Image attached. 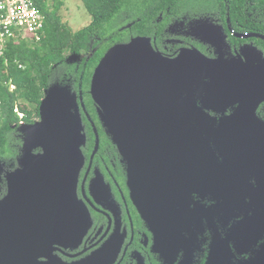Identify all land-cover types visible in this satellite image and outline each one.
<instances>
[{
    "label": "water",
    "instance_id": "1",
    "mask_svg": "<svg viewBox=\"0 0 264 264\" xmlns=\"http://www.w3.org/2000/svg\"><path fill=\"white\" fill-rule=\"evenodd\" d=\"M221 30L208 17L193 27L198 38L220 50L225 43L216 33ZM236 35L264 40L256 32ZM68 59L76 62L80 54ZM90 93L127 164L132 199L150 226L156 215L173 232V244L199 215L200 225L203 220L213 228L206 264H264V242L255 255L238 258L252 245L249 235L264 231V122L257 114L264 101V53L257 46L246 45L230 59L186 48L169 57L150 36H133L106 50L94 69ZM230 105L233 111L215 126L210 110L222 112ZM39 109L40 121L18 126L23 138L19 166L5 175L0 264H56L50 240L65 245L66 238L77 239L74 215L79 213L86 229L91 226L89 211L77 196L86 142L77 92L69 82H55L46 88ZM192 181L196 189H191ZM195 192L202 199L210 194L217 203L211 207L198 201L189 210ZM248 195L256 209L229 226L237 216L233 209H240L237 197L245 202ZM42 201L52 205L58 224L42 226ZM67 216L69 226L60 223ZM179 245L186 248L187 243ZM109 246L93 252L84 264L101 262ZM41 256L48 258L41 261ZM58 264L66 263L59 258Z\"/></svg>",
    "mask_w": 264,
    "mask_h": 264
},
{
    "label": "flooded vegetation",
    "instance_id": "2",
    "mask_svg": "<svg viewBox=\"0 0 264 264\" xmlns=\"http://www.w3.org/2000/svg\"><path fill=\"white\" fill-rule=\"evenodd\" d=\"M162 18L163 16L159 19L161 20ZM200 18L205 17L182 15L179 18H173L166 25L164 31L160 32L158 37L156 35L157 32L154 36H145H150L153 39L155 48L169 57L177 56L182 48H186L197 49L210 58H217L221 53L224 58L230 59L240 54L241 49L246 45L257 46L264 53V40L254 36L247 38L237 36L236 34L238 33L252 32L234 30L229 16L226 17L225 24L221 22L220 17H208L213 24L222 26V34L216 33L218 35L217 40H222L225 43V46L221 50L209 42L202 40L200 37L198 38L193 33V27L199 22ZM133 36L137 35L130 34L127 37L128 39L122 42L130 41ZM258 40L260 41L258 42ZM94 42V39H92L89 49L80 53L79 60L76 62L69 60L68 56L72 54V52H69L66 55V61L70 64H76L78 69L95 52L97 46L95 48L92 47V43ZM54 68H57V70L62 69V67L57 65ZM68 81L78 95L80 113L86 136V142L82 145L85 163L80 171L77 196L79 200L83 201V205L89 211L91 226L86 229L82 213L74 215L75 223L79 227L78 236L75 237L77 239L66 238L69 241L63 240L61 243H65V245H62L59 242H53L54 239L52 238L50 242L54 251L51 254L56 257L52 260L56 264H58L59 258L66 264L78 261L84 264V260L92 256L93 252L110 242L105 257H102L101 262H97L96 264H206L213 228L209 226L207 221L203 220H201L202 224L200 225L199 215H196L194 220L190 219L191 228L183 233L185 237L180 236V239L172 244L173 232H168L156 215L153 218L151 226L144 220L131 196L132 192L128 184L127 164L120 154L117 145L102 125L97 113V105L94 101L91 104L86 99L82 87H79L77 90L74 88L70 82L71 77ZM81 95L83 97L82 100L80 98ZM82 103L84 106H82ZM234 107L230 105L222 112L210 110V113L215 116V126H218L221 119L225 116L230 115ZM38 111L39 116L36 117L35 122L41 120L39 107ZM257 114L261 121L264 122V101L259 105ZM17 135L18 141L15 143L17 154L9 159H0V198L8 193L6 172L12 171L19 166L17 156L21 152L23 138L20 133ZM98 143V150L94 153ZM40 150L37 149L35 151ZM214 175L215 177L218 176V172L215 169ZM254 180L253 178L252 182ZM196 188L197 185L192 181L191 189ZM262 193L259 192L256 195H261ZM189 201V210H193L196 206H199L198 201L211 207L217 203V200H213L210 194L202 199L197 192L192 194ZM237 201L240 209H233L237 213V216L232 218L229 226L238 220L244 219L248 214H252L250 210L256 209V205L254 202H251L249 195L246 196L245 202L240 196L237 197ZM40 206L43 213L42 217L46 219L41 223L43 227L59 223V217L53 214V208H51L52 205L49 202L42 201ZM31 221H33V217H31ZM61 222L63 225L67 223L69 226L71 217H64L62 221L60 218ZM29 226L32 227L30 222ZM249 237V240L252 239V245L249 247L248 252L238 256L239 259L244 260L257 253L264 242V231L261 229L260 232L255 233L253 236L250 234ZM255 237H259L258 241L253 239ZM41 240L46 241L44 234L41 235ZM178 241L187 243L186 248H183L182 245L175 246ZM68 242L78 245L73 246L68 244ZM190 249H194L193 252L191 251L192 253L187 252ZM47 258V256H41L40 260L43 261ZM236 262L233 260L232 264H236Z\"/></svg>",
    "mask_w": 264,
    "mask_h": 264
},
{
    "label": "trees",
    "instance_id": "3",
    "mask_svg": "<svg viewBox=\"0 0 264 264\" xmlns=\"http://www.w3.org/2000/svg\"><path fill=\"white\" fill-rule=\"evenodd\" d=\"M83 2L92 16V21L83 29L74 31L63 22L59 13L63 0H55L52 6L42 4L45 13L43 39L39 43L10 41L0 56V159L17 154L15 143L19 124L21 121H35L45 90L54 82L67 83L71 77L74 88L82 87L86 99L92 104L89 89L95 67L110 46L128 39L130 34L154 36L157 32L158 37L173 18L186 14L220 17L224 24L229 16L236 31L264 33V0ZM192 8L197 9L193 11ZM92 39L95 41L92 47L97 48L78 69L76 64L66 61L67 52L80 54L88 50ZM55 65L62 69L57 70Z\"/></svg>",
    "mask_w": 264,
    "mask_h": 264
},
{
    "label": "built area",
    "instance_id": "4",
    "mask_svg": "<svg viewBox=\"0 0 264 264\" xmlns=\"http://www.w3.org/2000/svg\"><path fill=\"white\" fill-rule=\"evenodd\" d=\"M55 0H0V56L10 41L39 43L45 34L42 4L52 6ZM12 88L15 85H11Z\"/></svg>",
    "mask_w": 264,
    "mask_h": 264
},
{
    "label": "rangeland",
    "instance_id": "5",
    "mask_svg": "<svg viewBox=\"0 0 264 264\" xmlns=\"http://www.w3.org/2000/svg\"><path fill=\"white\" fill-rule=\"evenodd\" d=\"M196 9L192 8L193 11ZM59 13L63 22L67 23L74 31L83 29L92 21V16L83 0H63Z\"/></svg>",
    "mask_w": 264,
    "mask_h": 264
},
{
    "label": "clouds",
    "instance_id": "6",
    "mask_svg": "<svg viewBox=\"0 0 264 264\" xmlns=\"http://www.w3.org/2000/svg\"><path fill=\"white\" fill-rule=\"evenodd\" d=\"M16 111H18V108L16 109ZM20 115L22 116L23 114H22V113H20ZM23 122H24V121H21V123H20V124H22ZM20 124H19V125H20Z\"/></svg>",
    "mask_w": 264,
    "mask_h": 264
}]
</instances>
